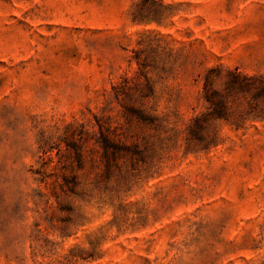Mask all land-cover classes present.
<instances>
[{
	"label": "rangeland",
	"instance_id": "374dc122",
	"mask_svg": "<svg viewBox=\"0 0 264 264\" xmlns=\"http://www.w3.org/2000/svg\"><path fill=\"white\" fill-rule=\"evenodd\" d=\"M0 264H264V0H0Z\"/></svg>",
	"mask_w": 264,
	"mask_h": 264
}]
</instances>
